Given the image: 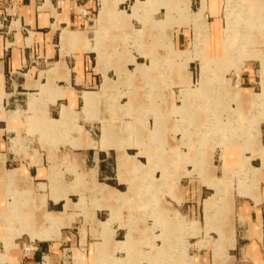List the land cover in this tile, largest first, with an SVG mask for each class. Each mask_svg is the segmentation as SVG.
<instances>
[{
	"label": "crops",
	"instance_id": "1",
	"mask_svg": "<svg viewBox=\"0 0 264 264\" xmlns=\"http://www.w3.org/2000/svg\"><path fill=\"white\" fill-rule=\"evenodd\" d=\"M155 1L148 0L149 5L142 6L151 9ZM169 1L171 11L179 2L188 0ZM208 1L202 9L205 21L196 15L203 29L205 22L210 28L209 41L205 45L208 47L207 57L204 32L196 44L206 62H224L231 51V42L226 48L227 32L231 27L224 39L227 26H224L222 16L227 0ZM128 2L133 8L130 12L124 11L133 12V15H138L139 3H146L141 0H14L8 9V0H0V205L6 207L13 202L11 192L30 193L32 200L23 204V210L28 214L25 219L33 226L43 223L42 211L38 207L44 199L48 212L58 217L66 215L59 236L40 241L24 234L14 240L17 245L8 252L10 261L2 264H66V251L71 256H81L85 264H160L155 257L170 255L174 251L179 254L188 233V221L181 218L187 217L184 214L192 208H200L199 202L194 200L186 205L189 202L186 191L171 189L173 184L178 185L183 169L173 171L170 158L157 157L149 144L139 149V143L121 135L113 124L116 115H106L108 110L101 102L86 109L84 94L86 99L93 100V92L99 93L105 83L98 63L109 61L107 76L112 80L111 72L117 74L114 66L123 64L120 59L106 58L108 46L104 42L107 33L124 31L127 15L119 9L123 10L122 6ZM244 3L251 5L246 7L250 12L245 13L264 20V0H244ZM194 4L191 0L193 11ZM146 15L150 17L151 14L147 12ZM117 20L121 22L118 24ZM96 22L97 30L93 31ZM127 28L131 30L132 27ZM93 33H96V43H92ZM185 40L180 39L178 46L181 47ZM175 47L176 43V51ZM134 58L136 62L130 64H143ZM252 61L245 63L241 77V85L249 91L254 90ZM191 76L193 81L194 76ZM243 94L242 105L249 108L246 97L252 93ZM105 125L108 126L109 140L102 148ZM231 128L227 126L228 134L224 140L227 143L236 135L234 131L232 135ZM96 130L98 139L93 136ZM28 132L36 135V144L29 155L10 147V140L19 142ZM242 133L244 136L245 131ZM198 137L203 142L206 140L202 133ZM263 139L264 123L261 124V143ZM92 142L96 145L92 146ZM234 142L243 143L245 140ZM123 150L128 157L122 155ZM224 154L225 173L226 169L236 170L247 156H251L243 145L230 146ZM258 157L261 166L256 168H261L262 177V181L261 177L258 178L261 181L259 198L241 195L238 184L237 188H226L228 194L224 199L220 197L210 223L205 200L215 193V189L208 184L196 187L197 197L202 199L203 217L201 227L198 222L193 223L195 235L188 238L192 245L188 252L196 256L195 264H264V188L261 185L264 183V158ZM9 171L17 172L11 183L6 177ZM18 178L27 189H11ZM180 182L182 184V179ZM211 191L212 194L206 196ZM140 192L143 193L141 196L138 195ZM188 192L193 194L194 187ZM137 199L153 203V207L159 210V228L164 230L162 224L170 225L169 234L148 229L147 218L138 219L128 214ZM213 205L212 202L210 207ZM179 224L184 226L174 233L172 229ZM3 233L0 225V236ZM148 237L152 251L147 250L150 245ZM19 239L30 242H17ZM119 242H126L127 248L121 250ZM172 242L177 249L174 247L170 251L167 244ZM162 243L164 247H161ZM0 244L3 247L1 254L6 250L1 240Z\"/></svg>",
	"mask_w": 264,
	"mask_h": 264
},
{
	"label": "rangeland",
	"instance_id": "2",
	"mask_svg": "<svg viewBox=\"0 0 264 264\" xmlns=\"http://www.w3.org/2000/svg\"><path fill=\"white\" fill-rule=\"evenodd\" d=\"M141 2L146 1L141 0ZM147 2L139 3L141 9H139L138 15L124 11L130 12L133 8L132 3L129 2L122 6L123 10L119 9L127 15L124 19V31L107 33L108 36L104 44L109 48H107L106 58L110 57L112 61L120 59L123 64L118 63L114 66L118 75L111 70L112 80L107 76L110 67L109 61L105 64L98 63L103 70L105 83L101 91L98 89L99 93L93 92L95 95L93 100L86 99L85 94L84 99L86 109L101 102L108 110L106 115H116L113 124L115 123L114 125L117 126L121 135L139 143L140 146L137 148L141 149L144 144H149L157 157L170 158L173 171L176 168L183 169L180 180L182 179L184 187L181 186L179 180L178 185L173 184L171 189L174 191L177 188V191L178 189L186 191V200L189 201L186 205L192 204L191 200H194L199 202L200 208H192V213L188 211L184 214L187 217L181 218L182 221H188V233L180 246L179 254L174 251L170 255L155 258L160 264H184V258L185 264H195L196 256L188 252L192 247L188 238L195 235L194 224L196 222L201 227L200 221L203 217L201 213L202 199L200 196L198 199L196 187L198 189L205 186L204 184H208L215 189V193L210 196L212 191L209 192L206 196L210 197L205 200V211L209 223L213 217L212 211L217 209L216 205L219 203V199L222 197L224 199V195L228 194L225 192L226 188H237L238 184L241 195H252L256 199L259 198L262 177L261 168L256 167L261 166L258 156L264 158V139L262 140L263 144L261 143V124L264 123V20L260 17H250L248 13H245V11H250L246 7L240 6L244 0H227L226 11L224 9L222 13L224 26H227L224 31V39H226V31L231 26L235 31V39L230 55L225 58L224 62L208 63L201 58V49L197 47L196 40L202 39V32L206 34L204 53L207 57L206 49L208 47L205 45L209 41L210 28L205 22V29H202L203 24L197 21L196 15L202 16L205 21L206 16L202 13V9L203 4L205 8V4L209 1L202 0L199 8V0H194L195 11L191 8V0L184 1L185 3L179 2L178 7L172 8L171 11L169 10L171 9L169 0H156L151 9L142 6V4L149 5ZM147 12L151 14L150 17L146 15ZM153 12L156 13L152 15ZM116 22L119 24L121 21L117 20ZM130 22L133 23L134 29ZM98 23L100 25V15ZM95 24L93 31L97 30V22ZM127 27L132 28L130 30ZM186 35L187 37H185ZM91 38L93 39L92 43H96V33H93ZM180 39L182 41L187 39L181 47L178 46ZM174 43H176V51ZM134 57L143 64H130L136 62ZM130 59H133L134 62H131ZM251 60H253L255 80L253 82L254 90L249 91L241 85V77L245 63H250ZM213 61L215 62L217 59H213ZM121 67L122 70H120ZM191 75L194 76L193 81ZM245 92L252 93L246 97L250 109L242 105V95ZM212 107L213 110H210ZM106 118L109 119V116ZM213 125L215 127H212ZM229 125L232 127V135L234 132L236 135L231 136V142L227 143L224 141L227 138L224 133L227 132ZM242 131H245L244 136ZM201 133L206 139L204 142L198 137L201 136ZM97 134L99 133L96 130V134L93 135L95 139H98ZM21 139L19 142L10 140L9 145L12 149L29 155L36 144V135L28 132ZM237 139H243L245 142L235 143L234 141ZM246 139H249V142ZM107 140H109L108 126L105 125L101 140L102 148L106 147ZM95 143L92 142L91 145L94 146ZM234 145H243L246 152H251L249 154L251 156H247L243 164L236 170L226 169L225 173L223 168L226 155L223 153L228 147ZM124 150L122 155L128 157ZM143 153L141 152V154ZM150 165L152 168L155 167ZM16 173L15 171L7 173L6 177L10 183ZM260 177L261 181H258ZM190 185L191 187H189ZM261 185L264 188V183ZM192 187H194L193 194L188 192ZM13 188L21 191L27 189L20 178L15 181L11 189ZM142 194L138 193L140 196ZM9 195L13 198V202H9L6 207L0 205L3 207L6 220L8 219L6 221L7 231L0 236L6 250L0 254V264L10 261L8 252L11 247L17 245L14 242L16 238L28 234L33 239L37 238L40 241L51 240L59 236L60 229L65 224L64 217L66 215L60 214L58 217L56 214L48 212L44 199L38 207L42 211V225L37 226L36 223L34 226L33 223L30 225V221L25 219L28 214L23 210V204L30 202L32 195L30 193L21 195L16 192H11ZM207 202H210L211 205L213 202V207H210ZM158 212L159 210L153 207V203L148 200L137 199L133 202V208L128 209V214L138 219L147 218L148 229L161 230V233L169 234L170 225L162 224L164 230L159 228ZM17 213L23 214V218L15 219L18 217ZM0 216L2 217V215ZM2 220L0 219V223ZM150 226L152 228H149ZM177 226L172 229L174 233L179 232L180 227L184 225ZM28 227L31 230H28ZM34 230H39L41 233L49 231L50 236L44 238L39 235L35 236L32 233ZM148 240L150 245H147V250L152 251L150 237ZM17 242L30 241L19 239ZM162 242L164 243V239ZM163 243L161 247H164ZM174 243L167 244L170 251L174 250ZM126 244V242L118 243L121 250L127 248ZM0 250H3L2 244H0ZM65 262L66 264H85L81 256H71L69 251L65 253Z\"/></svg>",
	"mask_w": 264,
	"mask_h": 264
},
{
	"label": "bare ground",
	"instance_id": "3",
	"mask_svg": "<svg viewBox=\"0 0 264 264\" xmlns=\"http://www.w3.org/2000/svg\"><path fill=\"white\" fill-rule=\"evenodd\" d=\"M254 5V4H253ZM241 7H248V8H250L251 7V5H250V3L249 4H245V3H241V5H240ZM247 9V8H246ZM202 27V29H203V25L201 26ZM234 28L231 26V30H229L228 32H227V43H226V48H227V44H228V42H231V47H232V45H233V41H234V39H235V34H234ZM226 132V131H225ZM225 135H227L228 134V132H226V133H224ZM17 207L18 208H20V206L19 205H17ZM4 213V211H3V207H1L0 206V215H2V217L0 218V219H3L2 221H1V223H0V225H1V228L3 229V231L4 232H6L7 231V224H6V221L8 220H6V218H5V215L3 214ZM14 213V212H13ZM18 217H15V219H21V218H23V214H21V213H17L16 214ZM32 223H30V225H31ZM28 230H31V229H29V227L27 228ZM30 232H32V231H30ZM44 232H46V233H41V231H39V230H34L32 233L35 235V236H41L42 238H44V237H48V236H50L49 234V231H44ZM52 235V234H51ZM53 235H55V234H53Z\"/></svg>",
	"mask_w": 264,
	"mask_h": 264
},
{
	"label": "built area",
	"instance_id": "4",
	"mask_svg": "<svg viewBox=\"0 0 264 264\" xmlns=\"http://www.w3.org/2000/svg\"><path fill=\"white\" fill-rule=\"evenodd\" d=\"M8 2H9L8 9H10V8H11V6L13 5V3H14V0H8ZM26 250H28V249H26Z\"/></svg>",
	"mask_w": 264,
	"mask_h": 264
}]
</instances>
